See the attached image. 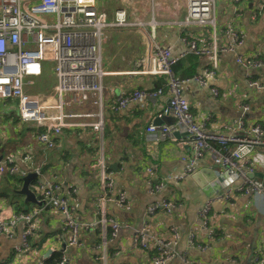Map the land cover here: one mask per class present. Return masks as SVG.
I'll return each mask as SVG.
<instances>
[{"label": "crops", "instance_id": "0c3cea01", "mask_svg": "<svg viewBox=\"0 0 264 264\" xmlns=\"http://www.w3.org/2000/svg\"><path fill=\"white\" fill-rule=\"evenodd\" d=\"M95 7L107 15L108 21H113L116 11L124 10L128 20L137 25L105 30L100 39L101 61L108 73L103 78L102 150L113 190L123 192L127 200L122 208L107 207V216L119 225L117 237L108 243L107 264H158V252L153 246L141 249L134 243L136 233L144 228L150 245L154 239L178 241L174 246L177 257L168 264H264V201L251 192L235 191L239 182L227 178L209 151L195 160L194 169L188 172L194 153L190 137L176 124L172 113L157 118V112L167 106V96L115 108L119 96L139 89H165L163 78L129 74L137 71L155 47H161L169 48L176 59L174 75L185 81L182 95L197 120L206 117L208 132L228 134L236 129L239 119L245 126H264V90L253 85L264 84V69H243L235 62L237 57H259L264 62V0H215V26L203 27L183 25L186 0H95ZM227 28L242 34L243 42L233 51L217 52V69L214 75L205 77L211 57L189 51L188 42L206 49L214 43L222 46L231 40L225 35ZM48 69L45 66L44 74L32 80L26 87L28 91L42 94L50 90L53 78ZM198 76L204 77V84L196 80ZM212 88L218 90V97H212ZM66 108L74 112L94 109L90 103H67ZM17 113L16 100L0 101V207L9 215L36 206L17 194L22 182L9 179L3 164L11 156L26 169L21 157L29 154L44 173L52 171L58 175L62 194L69 199L76 221L94 223L93 229L80 231V246L65 248L68 264H99L93 248L101 241L97 206L100 191L94 174L86 169L99 153V136L89 128L63 129L55 138L54 149L45 151L36 141L35 128L28 125L19 130L14 126ZM160 124L176 130L168 139L146 131L149 125ZM149 167L152 174L147 172ZM256 173L264 176V168H257ZM148 179L153 184L161 181L165 187L154 193L146 183ZM31 183L29 189L34 193ZM163 200L172 204L170 214L158 209L151 219L146 218V208ZM206 201L210 207L207 225L203 226L199 212ZM36 226V235L31 239L34 254L29 260L31 264H49L48 251L62 247L67 230L63 229L61 215L49 209L43 211ZM20 230L18 227L11 239L0 235V264H12ZM190 233L194 234L191 242ZM29 260L23 264H29Z\"/></svg>", "mask_w": 264, "mask_h": 264}, {"label": "built area", "instance_id": "2783aa9c", "mask_svg": "<svg viewBox=\"0 0 264 264\" xmlns=\"http://www.w3.org/2000/svg\"><path fill=\"white\" fill-rule=\"evenodd\" d=\"M186 2L184 26H215V0ZM135 26L137 25L128 20L124 10L116 11L113 21H108L107 15L96 9L95 0H0V101H17L19 121L37 130L36 141L45 151L54 149V139L63 129L89 128L99 136V153L86 167L90 175L94 174L100 191L97 206L101 216L98 222L101 241L93 248L97 251L95 260L99 264H107L108 243L117 237L119 231L115 219L107 216V207L122 208L127 205L124 193L113 190V183L107 172L108 163L102 150L105 99L103 78L108 73L104 71L101 61L100 39L105 30ZM225 35L231 37L230 42L219 47L214 43L209 49L198 48L195 42H188L189 51L211 57V62L208 63L210 66L204 70L205 77L214 75L217 69V52L233 51L235 46L243 42V35L235 34L230 28L226 29ZM175 62L169 48L155 47L137 67V71L129 74L163 78L165 89H139L130 95L119 96L115 108L124 109L131 103L144 99L155 100L166 95L167 106L157 112V118L162 119L172 113L176 124L190 137L194 153L188 172L194 169V161L209 151L214 164L230 176L231 181L239 182L235 191L245 194L251 192L264 201L262 178L249 176L255 174L257 168H264V126L257 123L245 126L244 121L239 119L236 129H231L228 134L208 132L206 117L197 120L191 112L189 102L182 95L181 86L185 81L174 76ZM235 62L243 69H264V62L259 57H237ZM45 66H49L48 70L53 78L50 90L42 94L28 91L26 87L32 84L34 78L44 74ZM196 80L200 84L205 83L204 77L198 76ZM253 85L264 90L263 84L254 82ZM210 92L214 98L219 96L216 88H212ZM67 103L77 106L90 103L94 109L74 112L66 108ZM243 109L246 110V107L243 106ZM174 130L176 127L166 124L149 125L146 129L148 133H158L163 139H168ZM229 145L232 147L228 148ZM21 160L27 165L26 169L11 156L3 164L9 176L35 174L33 190L41 205L9 215L0 207V235L11 239L18 227H21L19 243L13 248L12 264H23L34 254L35 247L31 246V239L36 235L40 216L47 209L61 215L63 229L68 234L60 249L49 251V264H68L65 248L80 246V231L93 229L94 223L76 221L69 199L62 194L63 186L57 174L52 171L44 173L41 166L33 164L29 154L23 155ZM147 172L152 174V168H147ZM146 183L154 193L165 187L161 181L153 184L148 179ZM229 195L225 194L224 197L228 198ZM171 207L172 204L165 200L151 204L146 208V218L151 219L158 209L170 214ZM209 207L210 203L206 201L199 212L203 226L207 225L206 214ZM145 231L146 228L136 233L134 243L141 249L153 246L158 252V264H168L177 257L174 246L178 241L154 239L150 245L145 239ZM192 240L194 234L190 233L189 242ZM52 252L53 255L50 256Z\"/></svg>", "mask_w": 264, "mask_h": 264}, {"label": "water", "instance_id": "95a60500", "mask_svg": "<svg viewBox=\"0 0 264 264\" xmlns=\"http://www.w3.org/2000/svg\"><path fill=\"white\" fill-rule=\"evenodd\" d=\"M187 135V133H185ZM227 176V178L230 179V176H228L227 174H225ZM259 174L255 173L253 175H249L250 177L254 178V177H261L262 178V182L264 185V176H257ZM35 179V174L34 173H30L27 176H25L22 179V186L19 190H17V194L24 196V200L27 203H32V204H36V205H41V203L38 201L39 197L36 196L32 191H30L29 189V185L31 183L32 180ZM49 255V251L47 253V256Z\"/></svg>", "mask_w": 264, "mask_h": 264}, {"label": "rangeland", "instance_id": "374dc122", "mask_svg": "<svg viewBox=\"0 0 264 264\" xmlns=\"http://www.w3.org/2000/svg\"><path fill=\"white\" fill-rule=\"evenodd\" d=\"M264 85V84H263ZM39 87V85L36 87V88H38ZM13 124H15L14 126H16L19 130H22V129H24V128H26L27 126H28V124H25V123H21L20 121H19V119H15V121H14V123ZM2 172H3V174H6V169L4 170H2ZM8 176V175H7ZM10 176H8V178H9ZM32 188H33V185H32ZM0 198H3V197H0ZM208 218H210V214H209V216H208ZM32 263V260H29V264H31Z\"/></svg>", "mask_w": 264, "mask_h": 264}, {"label": "trees", "instance_id": "16d2710c", "mask_svg": "<svg viewBox=\"0 0 264 264\" xmlns=\"http://www.w3.org/2000/svg\"><path fill=\"white\" fill-rule=\"evenodd\" d=\"M175 63H176V62H175ZM174 65H175V64H174ZM174 65H173V67H174ZM173 74H174V72H173ZM174 76H175V75H174ZM96 155H97V154H96ZM9 179H14V180H16L17 182L21 183L23 177H22V176L15 175V176H10ZM34 180H35V179H34ZM31 185H33V184L31 183ZM29 186H30V185H29ZM107 234H108V233H107ZM52 258H54V257H52ZM47 261L50 262V258H49Z\"/></svg>", "mask_w": 264, "mask_h": 264}, {"label": "bare ground", "instance_id": "6f19581e", "mask_svg": "<svg viewBox=\"0 0 264 264\" xmlns=\"http://www.w3.org/2000/svg\"><path fill=\"white\" fill-rule=\"evenodd\" d=\"M117 29H120V28H117ZM103 129H104V128H103ZM54 140H55V139H54ZM55 141H56V140H55ZM42 150H44V149L42 148ZM32 162H33V160H32ZM25 176H26V175H25ZM25 176H24V177H25Z\"/></svg>", "mask_w": 264, "mask_h": 264}]
</instances>
